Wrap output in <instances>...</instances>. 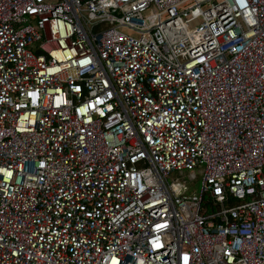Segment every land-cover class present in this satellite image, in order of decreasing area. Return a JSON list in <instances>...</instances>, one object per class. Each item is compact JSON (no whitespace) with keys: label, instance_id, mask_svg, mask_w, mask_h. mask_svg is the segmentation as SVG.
I'll return each mask as SVG.
<instances>
[{"label":"built area","instance_id":"obj_1","mask_svg":"<svg viewBox=\"0 0 264 264\" xmlns=\"http://www.w3.org/2000/svg\"><path fill=\"white\" fill-rule=\"evenodd\" d=\"M0 264H264V0H0Z\"/></svg>","mask_w":264,"mask_h":264},{"label":"rangeland","instance_id":"obj_2","mask_svg":"<svg viewBox=\"0 0 264 264\" xmlns=\"http://www.w3.org/2000/svg\"><path fill=\"white\" fill-rule=\"evenodd\" d=\"M170 179L184 180L188 187L187 194H190L192 192L198 193L200 189L201 175L199 173L196 174L195 179H190L189 171L184 170L182 174H179L178 172H174L171 174Z\"/></svg>","mask_w":264,"mask_h":264}]
</instances>
